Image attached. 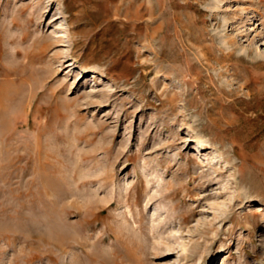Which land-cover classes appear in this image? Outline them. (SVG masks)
Listing matches in <instances>:
<instances>
[{"label":"rangeland","instance_id":"rangeland-1","mask_svg":"<svg viewBox=\"0 0 264 264\" xmlns=\"http://www.w3.org/2000/svg\"><path fill=\"white\" fill-rule=\"evenodd\" d=\"M0 264H264V0H0Z\"/></svg>","mask_w":264,"mask_h":264},{"label":"bare ground","instance_id":"bare-ground-1","mask_svg":"<svg viewBox=\"0 0 264 264\" xmlns=\"http://www.w3.org/2000/svg\"><path fill=\"white\" fill-rule=\"evenodd\" d=\"M37 198V197H36ZM87 223V222H86ZM90 227V226H89ZM89 227H87V228H89ZM91 228V227H90ZM92 229V228H91ZM125 238H124V235L123 234H121V235H119L118 237H116V240H117V243H121L122 242V240H124ZM121 241V242H120ZM75 244V243H74ZM68 245V244H67ZM69 246V245H68ZM72 247V246H71ZM61 248H63L62 246H61ZM90 259V258H89Z\"/></svg>","mask_w":264,"mask_h":264}]
</instances>
